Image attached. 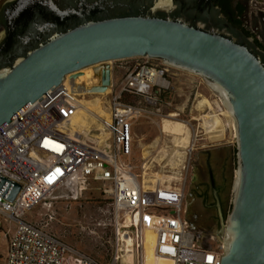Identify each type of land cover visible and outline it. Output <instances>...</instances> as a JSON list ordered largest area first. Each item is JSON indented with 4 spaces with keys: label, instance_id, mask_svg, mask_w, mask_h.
Returning <instances> with one entry per match:
<instances>
[{
    "label": "water",
    "instance_id": "1",
    "mask_svg": "<svg viewBox=\"0 0 264 264\" xmlns=\"http://www.w3.org/2000/svg\"><path fill=\"white\" fill-rule=\"evenodd\" d=\"M0 129L65 76L133 57L199 76L234 128L219 264H264V49L212 0H9L2 8ZM107 82V81H106ZM20 185L0 175V197Z\"/></svg>",
    "mask_w": 264,
    "mask_h": 264
},
{
    "label": "built area",
    "instance_id": "2",
    "mask_svg": "<svg viewBox=\"0 0 264 264\" xmlns=\"http://www.w3.org/2000/svg\"><path fill=\"white\" fill-rule=\"evenodd\" d=\"M251 1L264 12V0ZM128 59L134 61L122 62ZM168 67L147 56L110 61L107 82L98 81L104 90L95 93L108 117H99L93 130L67 129L82 95L64 81L0 129V175L20 185L12 202L0 197V221L13 223L3 264H130L128 255L131 264H142L149 250L170 264H219L221 241L210 246L211 240L191 229L184 215L185 179L145 187L146 162H133L138 120L181 116L166 96L174 87ZM231 131L234 140L233 125ZM195 137L186 148V168ZM92 182L109 197L114 213L112 250L105 263L75 251L46 221L23 218L35 205L50 206L60 189L76 198Z\"/></svg>",
    "mask_w": 264,
    "mask_h": 264
},
{
    "label": "rangeland",
    "instance_id": "3",
    "mask_svg": "<svg viewBox=\"0 0 264 264\" xmlns=\"http://www.w3.org/2000/svg\"><path fill=\"white\" fill-rule=\"evenodd\" d=\"M1 1L2 0H0V4ZM244 3L246 4V12L243 17L244 26L254 30L255 34L259 35L261 43L264 44V12L258 10V7L261 5L251 0H246ZM132 61L134 60L128 59L122 62L129 64L132 63ZM168 77L174 84L172 91L166 94L167 98L172 99L170 108L182 111L179 118L171 119L181 120L185 124L189 122L192 127H190L188 123L187 126L190 128L192 136L194 137V134L196 135L195 148L190 155V165L186 168L185 159L178 156H176L174 162H169L174 150L173 142L171 141V137L165 136L160 130L162 118L169 117L141 118L135 123L133 129V162L137 165L146 162V167L142 169V172L146 174L145 177L148 178L149 181L155 176L169 174L173 175L175 178H173V180L171 179L169 182L165 180L163 184H176L184 179L188 181L190 175L193 173L192 165L194 164L195 167L197 162L201 160L198 156L200 148H216L227 145L232 157V162L230 164L231 176L229 181V196L231 198L233 172L236 167L235 144L231 137V130L230 128H225L223 131L224 136L211 137L203 127L202 116L212 112L206 110L202 111L201 109L200 111L199 108L197 109V101L200 98L205 97L209 105L208 107L211 109L213 108V101H217L218 96L199 76L192 73L168 67ZM73 81L74 80L70 79V84H72ZM86 98L91 97L84 95L80 99ZM104 99L105 97L102 100ZM218 102L220 103L219 100ZM225 118L226 121H228L226 123L228 125L229 123L231 124V118ZM223 125H225V123H223ZM96 127V123H93L90 129L93 130ZM163 147L167 150L166 154L161 160H158L156 158L157 151ZM143 175L144 174H142V177ZM56 196L57 197L53 199L50 206L46 204L35 205L24 214L23 218L32 221H46L49 230L64 240L75 251L87 254L101 263L107 262L112 250L114 233V213L109 197L101 191L99 185L95 182H92L87 189L76 198L68 195L64 189L57 191ZM229 209L230 208H228L226 214ZM6 230H8V233H5ZM220 230L221 229L216 232L218 236L209 242L210 246L215 247L218 244L220 240L218 232H220ZM12 231L13 223L0 221V264L4 262L7 239Z\"/></svg>",
    "mask_w": 264,
    "mask_h": 264
},
{
    "label": "flooded vegetation",
    "instance_id": "4",
    "mask_svg": "<svg viewBox=\"0 0 264 264\" xmlns=\"http://www.w3.org/2000/svg\"><path fill=\"white\" fill-rule=\"evenodd\" d=\"M212 1L221 10L220 4L216 2L218 0ZM224 1L230 2L234 8H238L240 5L243 7L244 12L237 16L233 15L234 11L223 12L221 10V12L232 26L247 30L243 22L246 12L244 1L246 0ZM8 2L9 0H2L0 4V37L4 29L1 11ZM236 18L242 20L239 27L235 25ZM198 156L201 160L195 167L194 164L192 165L193 173L185 183L184 215L191 229L198 230L206 238L214 240L218 236L216 232L221 229V222L225 219L226 212L230 208L229 181L232 157L227 145L216 148H200Z\"/></svg>",
    "mask_w": 264,
    "mask_h": 264
},
{
    "label": "bare ground",
    "instance_id": "5",
    "mask_svg": "<svg viewBox=\"0 0 264 264\" xmlns=\"http://www.w3.org/2000/svg\"><path fill=\"white\" fill-rule=\"evenodd\" d=\"M109 63L110 61L100 62L82 68L65 76L63 80L65 84L69 83V85L82 96L88 95V97H91L80 99V106L77 109L76 114L70 118V121L68 123L67 129L69 130V132H87L90 129L91 124L96 123V126H99V117H108V111L101 105V99L99 96L95 95V93L104 90V86H102V84H99L98 81H107L109 76ZM70 79L74 80L72 84H70L69 82ZM218 100H214L213 104L216 106V110L219 111L221 109ZM203 105L209 106L205 97H202L198 100L197 109L202 107ZM222 114L225 117L231 118L226 109L222 111ZM202 117L203 127L211 137H218L223 135L224 125L218 113H215V110H213L212 113L206 114ZM231 125H233L232 120ZM160 130L161 133H163L165 136L171 137V141L173 142L174 150L169 159V162H174L176 156L184 158L186 148L190 145L192 137L191 130L187 126V124L177 119L162 118L160 123ZM166 151L167 150L165 147L161 148L159 150V153L156 155V158L158 160H161L165 156ZM143 174V184L145 187H152L153 183L155 182H160L161 184H163L165 180L169 182L171 179L173 180V178H175L173 175L169 174L159 175L151 178V180L149 181L148 178L145 177L146 174ZM127 259L131 264L130 255L127 256ZM142 264H170V261H168L167 259L154 257L149 250L144 256Z\"/></svg>",
    "mask_w": 264,
    "mask_h": 264
},
{
    "label": "trees",
    "instance_id": "6",
    "mask_svg": "<svg viewBox=\"0 0 264 264\" xmlns=\"http://www.w3.org/2000/svg\"><path fill=\"white\" fill-rule=\"evenodd\" d=\"M216 2H218L219 4H220V6H221V10L223 11V12H225V11H234L233 12V15H238V14H241V13H243L244 12V9H243V7H241V5L238 7V8H234L232 5H231V3L230 2H225L224 0H218V1H216ZM238 5H239V3H238ZM242 24V20L241 19H238V18H236V23H235V25H237L238 27L240 26ZM246 34H248V35H252L249 31H247V30H245L244 28L242 29ZM253 36V35H252ZM254 40H255V42L261 47V48H263L264 49V45L260 42V41H258L257 39H255L254 38Z\"/></svg>",
    "mask_w": 264,
    "mask_h": 264
},
{
    "label": "crops",
    "instance_id": "7",
    "mask_svg": "<svg viewBox=\"0 0 264 264\" xmlns=\"http://www.w3.org/2000/svg\"><path fill=\"white\" fill-rule=\"evenodd\" d=\"M198 102V101H197ZM220 104V109L223 111V110H225V108H224V106L221 104V103H219ZM212 107L213 108H209L207 105H203L202 107H200L199 109H201L202 111L203 110H206V111H208V112H212V110H215V113H218V115H219V117L221 118V120L223 121V123H225V127H224V130H225V128H230V130H231V124L229 123V125H230V127L228 126V124L226 123V122H228V121H226V118H225V116L222 114V111L221 110H216V106L212 103ZM200 110V111H201ZM135 125V124H134ZM133 129H134V126H133ZM134 133V132H133ZM231 133H232V131H231ZM224 136V135H223ZM231 137H232V135H231ZM161 149V148H160ZM159 149V150H160ZM159 150L157 151V154L159 153ZM146 158V157H145Z\"/></svg>",
    "mask_w": 264,
    "mask_h": 264
}]
</instances>
